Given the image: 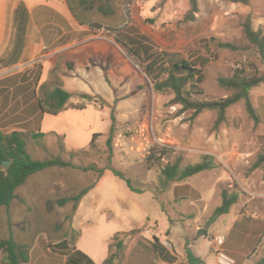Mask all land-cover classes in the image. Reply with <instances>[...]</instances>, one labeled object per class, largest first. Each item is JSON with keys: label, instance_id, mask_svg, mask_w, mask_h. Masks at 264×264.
Here are the masks:
<instances>
[{"label": "rangeland", "instance_id": "obj_1", "mask_svg": "<svg viewBox=\"0 0 264 264\" xmlns=\"http://www.w3.org/2000/svg\"><path fill=\"white\" fill-rule=\"evenodd\" d=\"M122 5L131 10L130 22L161 51L178 53L203 72L201 87L209 100L227 96L219 79L231 77L242 64L254 62L264 68L254 54L219 47V43L245 41L241 24L248 15L253 28L264 31V0H251L249 6L200 0V12L193 21L185 18L189 0L134 4L122 0ZM58 17L49 9H34L21 48L15 51L13 44L0 61V129L26 133L27 149L34 159L62 158L76 168L40 172L20 187L13 203L0 208V241L11 234L17 247L24 243V251L31 250L36 259L48 253V245L67 240L97 262L113 255V264H167L148 243L157 237L176 252L175 264H189L188 249L205 264H222V254L233 260L228 248H235L236 235L244 236L240 232L244 226L247 234L260 235L250 261L244 264H257L264 255V166L250 169L264 143V84L251 92L261 116L259 124L241 101L227 110L226 123L215 130V111H204L194 119L189 112L181 113L180 106L171 104L173 96L156 92L144 69L107 31L94 33L80 26L71 13L67 24ZM91 18L106 26L123 24L121 16ZM44 84L48 89L61 86L71 94L69 108L59 116L39 110L36 95ZM81 107L85 109L76 110ZM112 115L116 131L109 161ZM38 131L45 136L35 142L31 133ZM95 134L101 136L91 147ZM156 145L175 150L171 162L181 156L184 166L210 155L217 168L158 192V175L169 160L147 168L145 158ZM71 152L78 154L71 158ZM90 164L122 171L146 191L131 192L110 171L98 180L94 171L80 170ZM96 182L76 210L73 203L58 205L59 200ZM224 190L239 192V201L230 213L214 219ZM134 221L142 227L139 232L121 237L122 251L111 247L116 234L134 231ZM219 238H224L222 246L217 244ZM48 254L54 257L53 264H64L63 257Z\"/></svg>", "mask_w": 264, "mask_h": 264}, {"label": "trees", "instance_id": "obj_2", "mask_svg": "<svg viewBox=\"0 0 264 264\" xmlns=\"http://www.w3.org/2000/svg\"><path fill=\"white\" fill-rule=\"evenodd\" d=\"M65 1L71 14L80 26L87 27L94 33L107 31L109 35L114 37L115 41L123 48L128 56L138 66L144 69V72L152 81L153 89L158 93H168L173 96L171 104L180 106L181 113L189 112L191 113V119H194L204 111H215L217 113V119L214 128L217 130L222 124L226 123L227 110L243 101L249 117L255 124L261 122V116L255 109L251 98L252 90L264 84V68L262 70L256 63L250 62L248 65L242 64L234 70L231 77L220 78L219 85L228 94L224 98L209 100L205 97V93L201 87L205 80L203 72L193 66L191 62L185 60L180 54L161 51L150 37L143 34L138 27L130 22L131 10L124 9L122 0ZM138 1L141 0H129V3L134 4ZM224 1L243 6H249L251 3V0ZM189 6L185 18L187 21H193L200 12V0H189ZM92 15L111 20H115L121 16L123 24L121 26H106L104 23L92 19ZM57 19L64 24L68 23L62 18L58 17ZM30 21V14L26 6L21 3L15 13V51L21 48L22 43L26 39ZM241 26L245 41H241L240 43H219V47L233 52L248 55L254 54L258 56L261 64L264 66V31L253 28L251 15L245 18ZM83 98L91 100V97L87 95H83ZM70 99L71 94L61 86L48 89L47 84L42 85L39 94L36 95L39 110L43 115L59 116L69 108ZM84 109V107H81L76 110ZM111 121L112 124L108 139L109 161H111L113 155L112 140L116 131L115 117L113 115ZM31 135L35 142L41 141L45 136L41 131L31 133ZM98 136L101 135L95 134L93 136L90 144L91 147L94 146V140ZM175 153L173 148L156 145L145 158L148 169L153 168L164 159L169 160L158 175L156 185V191L158 192L164 193L173 183H183L196 175L217 168L215 158L210 155L202 156L199 162L183 166L181 156L176 157L172 162L170 161ZM77 154L75 152L69 153L71 158L76 157ZM4 162H9L8 168L3 166ZM262 166H264V143L256 162L250 170L254 171ZM56 167L76 168L71 161H66L62 158L34 159L27 149L26 133L20 131L5 133L0 129V208H8L16 199L17 190L24 186L32 176ZM80 170L94 171L98 174V180L105 175L106 171H110L116 178L124 181L131 192L142 194L146 191V189L135 184L124 172L110 166L99 169L96 165L90 164L80 168ZM96 185L97 182L82 189L76 195L61 199L57 203L61 207L68 203H73V209L76 210L78 204ZM239 197L240 193L237 191L229 192L228 190H224L222 192V203L214 211L213 218L216 219L230 213L233 206L238 203ZM155 199L158 200L157 198ZM160 207L164 212L163 205L160 204ZM138 232L139 230H134L129 233L116 234L114 237L115 244L111 247H116L117 251H122L124 245L121 237L134 235ZM148 243L151 251L164 263L175 264L178 261L176 252L169 250L157 237H154L153 241H148ZM47 250L52 255L57 254L63 257L64 264H96L87 254L78 250L75 245L67 240L48 245ZM1 252L6 255V261L2 260L0 264H20L19 257H22L24 262L27 261L26 254L21 252L12 239L0 241ZM186 254L189 264H205L191 250L188 249ZM114 259L113 255H109L104 264H113ZM257 264H264V255Z\"/></svg>", "mask_w": 264, "mask_h": 264}, {"label": "crops", "instance_id": "obj_3", "mask_svg": "<svg viewBox=\"0 0 264 264\" xmlns=\"http://www.w3.org/2000/svg\"><path fill=\"white\" fill-rule=\"evenodd\" d=\"M23 3L30 16H32L34 9L39 10V12L42 11V9H49L57 16L64 19L66 22L70 23L69 14L70 9L66 3L65 0H45V1H36V0H0V61L3 60L10 52L14 40H15V13L19 5ZM31 22V21H30ZM30 25V24H29ZM31 27V26H30ZM30 27L28 31H30ZM29 33V32H28ZM2 75V74H0ZM128 205L132 206L128 202ZM131 209H134L132 206ZM132 220L133 217H130ZM134 228L132 230H137L142 227L137 225L135 221L133 222ZM243 226L242 230L240 232L245 233L244 236L242 235H236L235 238L236 246L235 248H228L230 256L234 260V264H244L245 261H250V253L255 249L258 243V237L260 235L257 234L256 231L250 232V234H247L248 231ZM20 234V232H18ZM18 238H21L19 236ZM13 240V237L11 234L9 235L8 239L6 240ZM21 248V252L25 253L27 256V261L24 262L22 260V257H19L20 264H53L54 257H51L47 252L43 254L41 259H36L33 256V252L31 250L26 249L27 251H24V243H20L19 245ZM30 249V246H27ZM2 253V252H1ZM109 257V255H108ZM1 261H6V255L3 253ZM107 260V259H106ZM106 260H100L99 262L95 261L96 264H104Z\"/></svg>", "mask_w": 264, "mask_h": 264}, {"label": "built area", "instance_id": "obj_4", "mask_svg": "<svg viewBox=\"0 0 264 264\" xmlns=\"http://www.w3.org/2000/svg\"><path fill=\"white\" fill-rule=\"evenodd\" d=\"M219 246H222L224 244V238H219L218 239V243ZM221 263L222 264H234V261L232 259H230L229 257L225 256V255H221Z\"/></svg>", "mask_w": 264, "mask_h": 264}, {"label": "water", "instance_id": "obj_5", "mask_svg": "<svg viewBox=\"0 0 264 264\" xmlns=\"http://www.w3.org/2000/svg\"><path fill=\"white\" fill-rule=\"evenodd\" d=\"M3 166H4L5 168H8V166H9V162H4V163H3Z\"/></svg>", "mask_w": 264, "mask_h": 264}]
</instances>
